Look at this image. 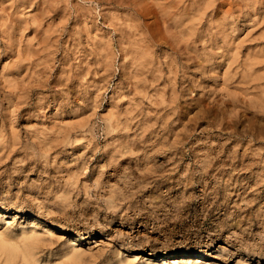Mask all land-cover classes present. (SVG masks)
<instances>
[{
	"label": "rangeland",
	"instance_id": "obj_1",
	"mask_svg": "<svg viewBox=\"0 0 264 264\" xmlns=\"http://www.w3.org/2000/svg\"><path fill=\"white\" fill-rule=\"evenodd\" d=\"M182 1L0 0V264H264V0Z\"/></svg>",
	"mask_w": 264,
	"mask_h": 264
},
{
	"label": "bare ground",
	"instance_id": "obj_2",
	"mask_svg": "<svg viewBox=\"0 0 264 264\" xmlns=\"http://www.w3.org/2000/svg\"><path fill=\"white\" fill-rule=\"evenodd\" d=\"M181 1V0H180ZM184 1V0H183ZM183 1H182V3H183ZM192 1V0H191ZM5 2V1H4ZM202 2V1H201ZM222 2V1H221ZM255 2V1H254ZM164 3V2H163ZM204 3V2H203ZM246 3V2H245ZM251 3V2H250ZM253 3V2H252ZM153 4H155V2L153 3ZM170 5V4H169ZM177 5V4H176ZM203 5V4H202ZM201 5V6H202ZM238 5V4H237ZM240 5V4H239ZM243 5V4H242ZM3 6V5H2ZM159 6H161V5H159ZM200 6V7H201ZM215 6V5H214ZM45 7H46V5H45ZM166 7V6H165ZM179 7V6H178ZM177 7V8H178ZM199 7V8H200ZM221 7V6H220ZM110 8V7H109ZM162 8V7H161ZM187 8V7H186ZM202 8V7H201ZM200 8V9H201ZM211 8V7H210ZM180 9V8H179ZM215 9V8H214ZM69 10V9H68ZM157 10V9H156ZM198 10V9H197ZM244 10H246V9H244ZM82 11V10H81ZM194 11V10H193ZM207 11V10H206ZM213 11V10H212ZM160 12V11H159ZM170 12V11H169ZM182 12V11H181ZM191 12V11H190ZM194 12H196V11H194ZM193 12V13H194ZM206 13V12H205ZM214 13V12H213ZM241 13V12H240ZM14 14V13H13ZM34 14V13H33ZM43 14V13H42ZM159 14V13H158ZM218 14V13H217ZM220 14V13H219ZM161 15V14H160ZM181 15V14H180ZM208 15V14H207ZM210 15V14H209ZM221 15V14H220ZM231 15H232V13H231ZM253 15H254V13H253ZM259 15H261V16H264V14H262V12H261V14H259ZM5 16V15H4ZM163 16V15H162ZM192 16H194V15H192ZM211 16V15H210ZM218 16V15H217ZM261 16H260V18H261ZM58 17V16H57ZM169 17V16H168ZM202 17V16H201ZM204 17V16H203ZM252 17V16H251ZM1 18V17H0ZM121 18V17H120ZM225 18H227V17H225ZM224 18V19H225ZM185 19V18H184ZM187 19H188V17H187ZM204 19V18H203ZM213 19V18H212ZM218 19H220V18H218ZM256 19V18H255ZM259 19V18H258ZM254 20V19H253ZM16 21V20H15ZM175 21V20H174ZM182 21H183V19H182ZM245 21V20H244ZM1 22H2V20H1ZM14 22V21H13ZM35 22V21H34ZM95 22V21H94ZM212 22V21H211ZM240 22V21H239ZM259 22V21H258ZM48 23V22H47ZM200 23V22H199ZM204 23V22H203ZM214 23V22H213ZM232 23V22H231ZM17 24V23H16ZM85 24V23H84ZM129 24V23H128ZM179 24H181V23H179ZM195 24V23H194ZM205 24H203V26H204ZM114 26V25H113ZM181 26V25H180ZM188 26V25H187ZM212 26V25H211ZM135 27H137L136 25H135ZM134 27V28H135ZM169 27V26H168ZM171 27V26H170ZM18 28H19V26H18ZM124 28V27H123ZM197 28V27H196ZM212 28V27H211ZM214 28V27H213ZM133 29V28H132ZM136 29V28H135ZM174 29V28H173ZM215 29H216V27H215ZM228 29V28H227ZM16 30V29H15ZM134 30V29H133ZM175 30H176V28H175ZM191 30V29H190ZM198 30V29H197ZM20 31V30H19ZM125 31V30H124ZM139 31V30H138ZM211 31H212V29H211ZM225 29H224V27L223 26H221L220 27V32L222 33L221 35H224L223 33H225ZM256 31V30H255ZM25 32V31H24ZM40 32V31H39ZM204 32V31H203ZM196 33V32H195ZM202 33V32H201ZM213 33H214V31H213ZM203 34V33H202ZM206 34V33H205ZM254 34V33H253ZM195 35V34H194ZM210 35V34H209ZM227 35V34H226ZM231 35V34H230ZM204 36V35H203ZM216 36V35H215ZM228 36V35H227ZM232 36V35H231ZM262 36V35H261ZM26 37V36H25ZM181 37V36H180ZM196 37H197V35H196ZM202 37V36H201ZM200 37V38H201ZM236 37V36H235ZM238 37V36H237ZM236 37V38H237ZM4 38V37H3ZM181 38H183V37H181ZM199 38V37H198ZM199 38V39H200ZM217 37H215V39H216ZM248 38V37H247ZM261 38V37H260ZM193 39V38H192ZM194 39H195V37H194ZM211 39V38H210ZM215 39H213V40H215ZM219 39V38H218ZM259 39V38H258ZM201 40V39H200ZM223 40H226L225 39V36L223 37ZM233 40V39H232ZM208 41V40H207ZM206 42V41H205ZM209 42V41H208ZM19 43V42H18ZM189 43V42H188ZM191 43V42H190ZM235 43V42H234ZM249 44V43H248ZM251 44V43H250ZM249 44V45H250ZM5 45V44H4ZM18 45V44H17ZM234 45H236V44H234ZM254 45V44H253ZM11 46V45H10ZM206 46V45H205ZM27 47V46H26ZM220 47V46H219ZM245 47H246V45H245ZM257 47V46H256ZM252 48V47H251ZM215 49V48H214ZM217 49V48H216ZM233 49V48H232ZM259 50V49H258ZM175 52V51H174ZM207 52V51H206ZM258 52V51H257ZM245 53V52H244ZM100 54V53H99ZM206 54V53H205ZM214 54V53H213ZM207 55V54H206ZM206 55H204V56H206ZM233 55H235V54H233ZM251 55V54H250ZM8 56H10V55H8ZM2 57V56H1ZM241 57V56H240ZM244 58V57H243ZM195 59H196V56H195ZM206 59V58H205ZM212 59H213V57H212ZM241 59V58H240ZM168 61V60H167ZM178 61V60H177ZM177 61H176V63H177ZM203 61V60H202ZM214 61V60H213ZM252 61V60H251ZM250 61V62H251ZM4 62V61H3ZM161 62V61H160ZM240 62V61H239ZM254 62V61H253ZM162 63V62H161ZM181 63V62H180ZM184 63V62H183ZM182 63V64H183ZM214 63V62H213ZM33 64V63H32ZM237 64V63H236ZM176 65V64H175ZM250 65H252V63H250ZM168 66V65H167ZM235 66V65H234ZM233 66V67H234ZM260 67V66H259ZM178 68V67H177ZM164 69V68H163ZM231 69H232V67H231ZM248 69H249V67H248ZM244 70V69H243ZM160 72V71H159ZM22 73V72H21ZM252 74V73H251ZM163 77V76H162ZM172 78V77H171ZM237 82V81H236ZM261 83H264V82H261ZM249 89V88H248ZM237 90V89H236ZM248 93V92H247ZM249 94V93H248ZM245 95V94H244ZM260 103V102H259ZM54 227H57V228H59V226H54ZM3 244V243H2ZM16 246V245H15ZM3 247V246H2ZM32 247V246H31ZM16 248V247H15ZM1 254V253H0ZM23 258V257H22ZM20 259V258H19ZM25 259V258H24ZM171 259H173V258H170V259H167V258H162V260H161V264H168L169 262H170V260ZM26 260V259H25ZM197 261V260H196ZM14 263V262H13ZM16 263V262H15Z\"/></svg>",
	"mask_w": 264,
	"mask_h": 264
}]
</instances>
